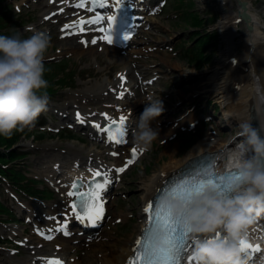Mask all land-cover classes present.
Listing matches in <instances>:
<instances>
[{
    "label": "rangeland",
    "instance_id": "374dc122",
    "mask_svg": "<svg viewBox=\"0 0 264 264\" xmlns=\"http://www.w3.org/2000/svg\"><path fill=\"white\" fill-rule=\"evenodd\" d=\"M22 1H26L25 6L28 9L20 5ZM36 1L38 0H4L1 3L0 11H2V7L11 4L14 13H18L13 5L19 4L20 9H22L21 15L25 16L26 20L31 16L33 24L40 25L44 14L48 11V7L46 5L47 1H44V3ZM186 1L188 3L192 1L193 9L191 11L194 12L195 17L204 18L205 30L215 31L213 32V36H216V39L213 40L215 45L211 44L209 51H207L208 54L212 55V61L201 70L189 66L179 57V45L181 42L189 40L192 29L189 23L185 21L178 22L180 12L173 7L172 1L166 10L160 11L150 19L151 22L148 28L139 33L138 38L131 46L130 54L124 55L119 62H110L108 52L101 50L99 47H95L93 51L85 50L74 53L71 47L76 43L69 41V39L60 38L57 27L47 24L44 29H41V31H45V28H48L52 31L50 34L51 46L46 52L44 60L54 59L56 62L68 60L69 68L73 72L71 76L73 81L70 79L69 85L63 87L56 85L57 92L49 95L50 101L47 111L38 117L37 120L41 123L34 126L36 130H40L42 128L40 125L43 123L51 131L50 133H56L60 126L58 124L61 123V120H59L60 115L57 112H64L62 110L72 111L73 109H66L69 105L75 104L83 107L85 102L98 101L100 97L95 101L88 100L93 96L90 90L98 86L99 92H101V87L105 83L117 79V74L125 68L131 71L133 81L138 80L136 73L139 70L145 79L156 77L155 81L149 85H142L141 88H147L148 91L150 89L158 91L153 100L161 98L165 108L163 114L152 123L154 129L158 128L159 136L138 162L126 171L121 177L119 187L112 192L110 214L103 229L89 242L71 243L68 255L76 258L78 264L96 263L103 254L98 250L101 243L107 244L112 251V249H120L127 241L134 242L138 237L139 227L143 220L141 214L145 193L142 186L154 173L161 170L165 164H168L169 156L166 152L168 146L173 145L177 157L183 158L207 133H216L217 139L224 142L232 141L240 130L236 123L227 122L224 106L211 94L201 91V86L212 75L211 72L219 64L221 52L226 47L221 30L215 26L221 20L223 11L230 12L231 3L227 0L226 5L223 7L222 0ZM232 2L236 6L235 0ZM260 3V0H253L256 8L260 6ZM189 19L191 20L190 17ZM15 20H17L16 17ZM201 31H197L196 35L202 33ZM20 34L28 37L32 33L27 31L26 28H21ZM76 42L78 41L76 40ZM239 53L243 54L244 51L239 50ZM52 72L56 71L52 69ZM140 80L143 81L144 79ZM138 92L140 91L138 90ZM147 96L148 94L144 96L145 103L148 99ZM104 98L105 96L101 100ZM74 99L77 103L72 102ZM145 103H137L136 121L142 113ZM52 116H54V119ZM190 117L195 118L193 124L199 122L196 131L195 129L190 130L191 123H186L183 128L177 125L178 122L188 121ZM202 118L210 119L203 122ZM220 124H228L233 129L223 130V128H220ZM162 126H164L166 132L161 130ZM62 133H66V135L72 133L75 139H59L56 136L45 141L22 139L16 148L18 154H25L23 160L16 161V167H21L22 170L28 172V176L40 181L39 184H42V188L49 192L56 191L52 184L53 181L62 179L61 176L59 177L58 172L53 173V171H65L67 174L70 169L59 165L72 164L74 162V151L97 146V151L103 154L107 162L112 160L109 154L106 153L109 152L110 148L105 144L100 143V145H97V141L92 140L90 136L82 138L68 129L60 131L57 135ZM85 134H87V131ZM44 178L45 180L48 179L49 182H45ZM1 188L3 189H0V199L15 208L14 211L23 221H25L24 217L27 219L30 217L31 219V223L20 227L21 232L15 238V242L21 241L23 236L37 242L38 239L33 234L36 220L33 217L31 218L27 212L26 214L19 211L18 206L21 205L23 208L32 210L35 213L34 215L42 216L45 212H51L54 204L60 199V194L56 191L52 199L41 202L17 193L7 184L2 185ZM4 189L8 191L11 197L7 196ZM13 203H16V205ZM8 228H10L8 224H0V231ZM35 242L33 243L35 244ZM52 246L50 244L49 248H52ZM29 253L27 246L24 245L9 243L1 246L0 264H12L17 260L27 259Z\"/></svg>",
    "mask_w": 264,
    "mask_h": 264
},
{
    "label": "clouds",
    "instance_id": "9594fccd",
    "mask_svg": "<svg viewBox=\"0 0 264 264\" xmlns=\"http://www.w3.org/2000/svg\"><path fill=\"white\" fill-rule=\"evenodd\" d=\"M254 22L261 23L259 18ZM246 42H264V31L257 29L251 37L246 35ZM50 46L51 37L46 31L34 30L27 38H22L19 31L12 36L0 35V136L10 138L14 132L34 127L38 117L47 111L50 97L42 92L48 87L43 61ZM164 111L161 98L147 99L132 130L133 143L138 148L148 150L159 136L152 123ZM238 127L240 141L228 165L235 175L225 181L230 195L208 188L187 206L168 197L160 201L189 229L195 264H249L250 257L239 242L264 218V169L256 163L264 159V136L260 134L264 128L258 130L248 122ZM249 152L252 159L246 158ZM257 264H264V257Z\"/></svg>",
    "mask_w": 264,
    "mask_h": 264
},
{
    "label": "bare ground",
    "instance_id": "6f19581e",
    "mask_svg": "<svg viewBox=\"0 0 264 264\" xmlns=\"http://www.w3.org/2000/svg\"><path fill=\"white\" fill-rule=\"evenodd\" d=\"M78 1L79 0H63L58 4L62 10H65L67 13L70 12L69 16H71V22H65V25H69L70 27L63 29V33L67 36L69 30H71L72 34V31L76 29L74 25L79 23V19L81 17L92 16L91 14L86 15V11L77 10L75 8V4L78 3ZM226 1L227 0L221 1L223 7L226 5ZM228 1L232 2V0ZM232 9L230 12L224 11L222 19L216 25L222 32L223 41L226 47L222 50L221 59L216 68L211 72L212 75L208 77L206 82L201 86V91L211 94L224 106L225 117L229 123L234 122L239 125L241 122H248L254 128L259 130L264 128V100H261V97L264 96V42L255 44L247 43L246 35L251 37L257 29L264 31V22L261 21L260 17L252 11L251 4L249 6V12L252 16V21L248 24L241 20L240 9ZM256 18H259L261 21L260 24H256L254 22ZM60 21L61 20H59V22ZM98 35L99 34L95 32L88 36L92 41L93 39H96ZM83 37H87V35L82 36L81 38ZM79 46L80 45L76 44L72 46L71 49L78 53L82 49L79 48ZM82 47H84V45ZM105 49L112 62L122 58L117 50L113 48L110 50L108 48ZM93 50V48L89 49V51ZM239 50H243L244 53L240 54ZM121 76L127 77L125 72H123ZM122 82L123 80L120 78L116 80V84L118 86L117 92H125V95L121 98L120 103L114 104L113 101L83 103L84 108H81L82 111L85 110L88 115H92L90 118L91 120L86 118L90 121V124L93 122L100 124L101 122V125H104L101 120L102 118H100V116H102L101 113L114 117V119L118 122L120 116H125L127 118L125 124L128 131L132 130V127L136 123L131 121V117L137 115L138 113L133 111L129 103L121 101H123L127 95L131 96L133 94L131 88L135 87V85L132 86V83L122 85ZM112 85L113 84H110V87H112ZM257 85H259V91L257 90ZM105 90L106 88H103V91L100 93L98 86L93 88L90 90L93 96H91L88 100L95 101L99 99V97L103 98ZM118 95L119 94H116L117 97ZM138 101L141 102V100ZM73 103H77L76 99L73 100ZM190 119H192V117L188 120ZM73 121V118H71L67 122L71 123ZM185 123L186 122L182 121L181 125H184ZM161 128V130L166 132L164 126ZM90 132L97 136H103V134L94 129L90 130ZM260 134L261 136H264V131H261ZM105 139L107 138L105 137ZM234 145L235 141L228 140L220 142L215 134L207 133L204 138H202L183 158L177 157V152L175 151L173 145L168 146L166 150L169 156L168 164H165L161 170L154 173L150 179L143 183L142 188L145 193L143 196L144 218L139 227L138 235H141L147 220L145 213L146 206L149 202H151L169 178L176 175L187 164L200 159L207 154H217L216 161L218 162L219 167L223 168L227 159L231 156ZM117 147L118 146L113 147L114 151H116ZM127 147L129 149L117 152L115 162L111 163L105 162L104 158L97 151V148L80 149L73 152L75 160L79 162L78 166L82 165L86 168V170L84 172H79L77 169L71 170L72 173L70 175L64 177L62 181L54 183L55 187L59 189L62 197L59 202H57V208H54V212L45 213L44 217H39L38 221V227H40V229L53 232L52 242L58 243V245L56 248L48 249H44L42 244L34 246L35 248H40V253L36 258L32 257L27 259L25 262H15L14 264H37L36 260L44 261V259H49L51 256L57 255L64 258L68 264H76L75 260L68 256L70 240L64 238L56 231V227L58 226L57 223L60 221L61 223L59 225L65 221L69 222L75 219V214L70 207L72 197H68L66 195L67 191H69L68 185L76 178H81L83 180L89 179L93 176V172L99 171L104 176L106 175L110 180V183L106 186L104 192L108 191L118 178V173L115 169L120 167L125 168L124 162L130 159V152H128V150H131L132 148H136L138 151L143 150L142 148H138L133 143V139L128 140ZM109 154L112 155V152ZM68 165V163L64 164V166ZM90 169L92 171H90ZM137 239H135L132 243L127 241L120 249H112V251L107 244L101 243L98 246V250L103 254L94 264H127L129 257L133 255L132 249L134 248ZM47 256L49 257L45 258ZM191 263L195 264V261H191Z\"/></svg>",
    "mask_w": 264,
    "mask_h": 264
},
{
    "label": "snow or ice",
    "instance_id": "6c2138e0",
    "mask_svg": "<svg viewBox=\"0 0 264 264\" xmlns=\"http://www.w3.org/2000/svg\"><path fill=\"white\" fill-rule=\"evenodd\" d=\"M107 0H102V4ZM96 3V0H93ZM124 0H114V7L121 9ZM82 7L83 5H77ZM102 19V17H97ZM108 22L110 30L114 31V26L117 22V14L108 16ZM70 27L65 25V28ZM99 31L104 32L105 29L101 27ZM108 43H113V35H107L105 37ZM123 39L126 41L130 39V33L127 32L123 35ZM96 43L95 40L92 41ZM123 79V77H121ZM125 92H120L117 98H122ZM107 119V114H102ZM76 119L81 124L85 123V119L79 112L76 113ZM125 116L119 117V125L117 120L112 119L108 125L102 127L99 123H94L93 127L98 129L101 133H107L108 139L116 144H123L127 141L124 139L125 135ZM133 156L137 154V149L132 148ZM141 152L143 150H140ZM116 155V153H113ZM134 162L133 159H129L127 164L130 165ZM212 165H199L197 162H193L186 173L174 175L169 181L165 183L164 188L160 190L161 197H168L175 199L189 205L194 196L202 194L206 189L211 188L216 193L223 196H227L230 191L229 185L225 181L229 178L219 176L212 171ZM90 171H92L90 169ZM117 173L125 171L124 167L115 169ZM235 175V174H234ZM94 177L101 176V172H93ZM233 176V175H232ZM110 183V180L105 175L102 181L93 180L89 185V191L87 193L80 192L79 188L81 184L73 183L71 188L73 190L67 191L68 197H77L80 201L79 205L73 202L71 209L75 213L74 218L80 221L87 220L91 225H95L97 222L103 219V201L101 199L102 192L106 186ZM159 199V198H158ZM83 209L84 212L77 211V208ZM145 212L149 213L147 217V226L143 230L142 236L136 240L135 246L132 249L133 255L129 257L127 264H183L185 256H187L189 249L192 247V236L189 229L183 226L180 219L171 214L170 211L164 209L160 202H149L145 208ZM66 227V225H64ZM55 230V229H54ZM68 235V232H64ZM51 239V236L46 237ZM240 248L243 252L251 249L254 253L259 252V246L253 248L252 245L247 244L243 239L239 242ZM44 259V258H42ZM189 262L194 261L192 256H187ZM44 264H62L59 259H44Z\"/></svg>",
    "mask_w": 264,
    "mask_h": 264
},
{
    "label": "trees",
    "instance_id": "16d2710c",
    "mask_svg": "<svg viewBox=\"0 0 264 264\" xmlns=\"http://www.w3.org/2000/svg\"><path fill=\"white\" fill-rule=\"evenodd\" d=\"M190 8V6L188 5ZM192 16V21H190L191 26L204 29L203 33H199L193 40L195 43L184 51V59H186L191 65L197 69H203L207 64L211 63L212 55L207 54L206 51L208 47L215 43L213 40L216 39V36L210 33L204 27V18L200 16H194L195 14H190ZM3 19V17H1ZM3 28V23L0 21V28ZM3 35V34H0ZM218 39V38H217ZM192 40V41H193ZM47 73H44V78L50 80L51 78L47 77ZM43 91V90H42ZM26 135V130L14 132L13 135L9 137L0 136V175H3L5 178L11 181L12 184L21 185V182L27 180L25 175L15 168H9L4 170L2 166L7 165L8 163H13L20 158L17 155L16 151H13V147L20 142L22 136ZM38 139H43V136H37ZM3 206L0 202V213L2 212Z\"/></svg>",
    "mask_w": 264,
    "mask_h": 264
},
{
    "label": "water",
    "instance_id": "95a60500",
    "mask_svg": "<svg viewBox=\"0 0 264 264\" xmlns=\"http://www.w3.org/2000/svg\"><path fill=\"white\" fill-rule=\"evenodd\" d=\"M237 1L244 8V10H247V3L246 2H242L240 0H237ZM241 16L246 22L251 20V16L248 14L247 11H245L243 14H241Z\"/></svg>",
    "mask_w": 264,
    "mask_h": 264
}]
</instances>
